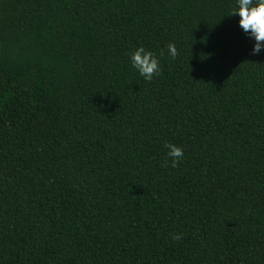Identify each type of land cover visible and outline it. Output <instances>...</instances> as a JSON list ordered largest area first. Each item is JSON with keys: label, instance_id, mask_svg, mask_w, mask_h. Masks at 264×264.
I'll list each match as a JSON object with an SVG mask.
<instances>
[{"label": "trees", "instance_id": "16d2710c", "mask_svg": "<svg viewBox=\"0 0 264 264\" xmlns=\"http://www.w3.org/2000/svg\"><path fill=\"white\" fill-rule=\"evenodd\" d=\"M234 5L0 0V264H264V52Z\"/></svg>", "mask_w": 264, "mask_h": 264}, {"label": "clouds", "instance_id": "9594fccd", "mask_svg": "<svg viewBox=\"0 0 264 264\" xmlns=\"http://www.w3.org/2000/svg\"><path fill=\"white\" fill-rule=\"evenodd\" d=\"M232 15L238 17V27L253 41L251 54L258 55L264 52V0H235V5L232 9ZM167 55L175 59L177 50L174 44L166 45ZM164 50H161L159 56H163ZM130 66L135 72L143 77L145 81H151L154 76L160 73V62L157 54L145 50L144 47H137L129 54ZM165 161L167 166L168 161H171V166L175 167L183 158V150L174 144H166ZM182 234H174L172 239H181Z\"/></svg>", "mask_w": 264, "mask_h": 264}]
</instances>
